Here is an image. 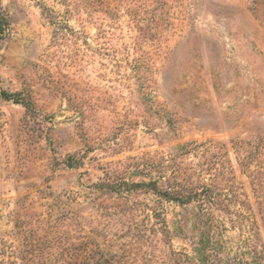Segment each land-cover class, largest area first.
Returning a JSON list of instances; mask_svg holds the SVG:
<instances>
[{"label":"rangeland","instance_id":"374dc122","mask_svg":"<svg viewBox=\"0 0 264 264\" xmlns=\"http://www.w3.org/2000/svg\"><path fill=\"white\" fill-rule=\"evenodd\" d=\"M0 14V264L264 255V0Z\"/></svg>","mask_w":264,"mask_h":264},{"label":"trees","instance_id":"16d2710c","mask_svg":"<svg viewBox=\"0 0 264 264\" xmlns=\"http://www.w3.org/2000/svg\"><path fill=\"white\" fill-rule=\"evenodd\" d=\"M7 27L6 19L0 14V36L3 35ZM3 98L10 99L9 95H4ZM212 242L209 238L204 246L199 248L198 256H191V258L180 261L181 264H264V255L257 246H251L245 253L244 257H236L228 254L213 253L210 249H206L208 246H212ZM198 249V248H197Z\"/></svg>","mask_w":264,"mask_h":264}]
</instances>
